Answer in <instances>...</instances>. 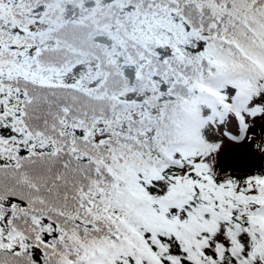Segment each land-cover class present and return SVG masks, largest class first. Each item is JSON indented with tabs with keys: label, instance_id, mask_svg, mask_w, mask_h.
I'll return each instance as SVG.
<instances>
[{
	"label": "snow or ice",
	"instance_id": "1",
	"mask_svg": "<svg viewBox=\"0 0 264 264\" xmlns=\"http://www.w3.org/2000/svg\"><path fill=\"white\" fill-rule=\"evenodd\" d=\"M0 264H264V0H0Z\"/></svg>",
	"mask_w": 264,
	"mask_h": 264
}]
</instances>
